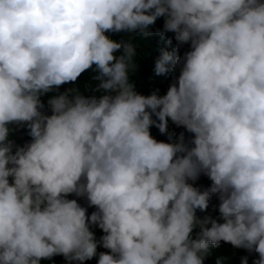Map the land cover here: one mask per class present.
Wrapping results in <instances>:
<instances>
[{"label": "clouds", "instance_id": "9594fccd", "mask_svg": "<svg viewBox=\"0 0 264 264\" xmlns=\"http://www.w3.org/2000/svg\"><path fill=\"white\" fill-rule=\"evenodd\" d=\"M0 264H264V0H0Z\"/></svg>", "mask_w": 264, "mask_h": 264}, {"label": "trees", "instance_id": "16d2710c", "mask_svg": "<svg viewBox=\"0 0 264 264\" xmlns=\"http://www.w3.org/2000/svg\"><path fill=\"white\" fill-rule=\"evenodd\" d=\"M110 38L116 41H120L121 39H127L128 36H126L123 33L120 34H111ZM132 40L133 42L136 44V63L138 65L137 69H136V73L135 76H131L130 75V79L132 80V82L134 83V85H136V87L140 86V88H143L144 82L147 85H153V82L150 80V74L152 72V63H151V58L153 55H155L156 50L152 47L149 48V44L140 37H134L132 36ZM88 74L86 73L85 75H83L79 81L77 82V87L80 88V90L82 92H90L91 88L94 86L91 83V87L88 90H84V83L88 80ZM72 85H64L61 87L60 91H63L65 88L67 87H71ZM144 90V89H142ZM52 94H49V96ZM48 96L44 97L43 100L46 103ZM13 134H15V139L17 138V136L22 137V140H24V142H28L30 137L27 135V129L26 128H18L16 130L13 131ZM15 139H13L15 141Z\"/></svg>", "mask_w": 264, "mask_h": 264}]
</instances>
